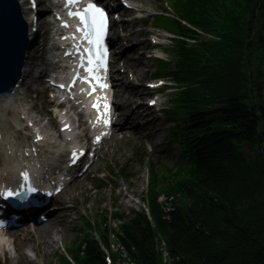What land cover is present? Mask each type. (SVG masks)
I'll return each instance as SVG.
<instances>
[{"label": "trees", "instance_id": "obj_1", "mask_svg": "<svg viewBox=\"0 0 264 264\" xmlns=\"http://www.w3.org/2000/svg\"><path fill=\"white\" fill-rule=\"evenodd\" d=\"M242 1L247 8L240 5ZM180 2L185 3L183 7L178 5L182 18L194 24H207L211 14L221 17L215 8L217 0ZM235 2L241 12L235 8L227 12L231 31L245 16L264 19V4L255 0ZM231 40L234 44L227 45L229 51L214 50L220 59L214 72L224 74L228 83L214 78L211 86H205L212 94L218 83L215 93L223 99L224 108L209 115L216 124L196 127L207 132L195 136L191 168L177 173L181 179L167 189L154 184L147 194L154 230L141 212L118 226V243L136 264H159L157 234L166 244L172 264H264V101L259 98L248 102L243 96L247 84L241 71L242 58L236 55L241 44ZM236 40L240 41V35ZM180 57L182 73L197 63L183 49ZM226 63L228 68L224 70ZM226 125L230 130L220 131ZM160 195L173 199L159 204ZM166 205L172 210H164ZM105 221L100 219L96 226L100 242L108 246L110 232ZM87 227L92 229L89 224ZM71 250L73 256L86 254L79 264H105L100 245L87 233ZM112 259L116 261L115 256Z\"/></svg>", "mask_w": 264, "mask_h": 264}, {"label": "rangeland", "instance_id": "obj_2", "mask_svg": "<svg viewBox=\"0 0 264 264\" xmlns=\"http://www.w3.org/2000/svg\"><path fill=\"white\" fill-rule=\"evenodd\" d=\"M166 135V132L163 134L160 132L159 136L152 141L154 144H157L159 150L156 151L159 153H154L153 155V164L164 163L170 168H174V162L177 160L179 152L173 144L165 146ZM163 136L164 141L162 140ZM133 142V140L124 141L118 149V152L117 150H109L106 155L103 154L97 169L103 170V168L107 167V163L110 164L113 160L118 164H124L129 161L128 158L133 155L135 146H142L140 141H137L135 145ZM145 170H147V168L141 169L135 167L134 171L136 175L132 176L129 181L115 182V192H112L110 187L96 192L84 183L68 191L64 201H66L67 198L71 199L73 202L72 207L68 212H64L58 217L59 221L57 226L51 227V232L52 234L54 233V241L48 246H45L47 243H45L42 238L41 242L35 241L32 242L31 245H28L29 247L33 246L31 247L33 250L37 248L38 254L30 250L29 247L28 249L26 243L22 244V246L25 245L24 247L28 251V256L33 258L34 255L35 257L39 255L43 264H55V253L58 251V253L63 255V249L67 248L74 238L79 235L78 226L81 223L80 217L84 218L88 216L92 218L94 214L98 213V210H108L110 213L115 211H122L124 213H129L131 210L138 211L141 207L140 198L145 191L144 183L141 180L142 173L143 171L145 172ZM114 198L118 199L117 205L115 204V209L114 206H112L114 205ZM46 235L47 239L50 235V231H48ZM36 259L38 258L36 257ZM33 264H36V262L33 261Z\"/></svg>", "mask_w": 264, "mask_h": 264}, {"label": "snow or ice", "instance_id": "obj_3", "mask_svg": "<svg viewBox=\"0 0 264 264\" xmlns=\"http://www.w3.org/2000/svg\"><path fill=\"white\" fill-rule=\"evenodd\" d=\"M80 0H65V7L69 8L68 16L70 18L78 19L79 23L76 31L82 33L81 41L86 42L88 47L81 52L79 44L75 45L76 53L79 56V67L87 73L84 78L85 82L96 81L99 83L101 77L97 75L99 69H105L107 67V49L104 47V37L107 33V14L103 8L98 7L95 3L89 2L82 8L78 7ZM63 27H69L67 23L62 25ZM75 39V36L72 37ZM70 55V53H66ZM101 87H107V85H100ZM63 87V85L61 86ZM94 90V89H93ZM93 107H97L93 105ZM108 106L105 105L107 110ZM107 115V111L105 112ZM107 124L108 121L106 120ZM39 139V137H37ZM99 139V138H97ZM77 153L73 152L72 161L75 162ZM23 177L24 184L20 186L21 191L14 192L12 190L0 191V197L7 200L10 197L21 196L25 191V185H27V192H35L36 189L32 187L28 181L29 176L27 172L20 174Z\"/></svg>", "mask_w": 264, "mask_h": 264}, {"label": "bare ground", "instance_id": "obj_4", "mask_svg": "<svg viewBox=\"0 0 264 264\" xmlns=\"http://www.w3.org/2000/svg\"><path fill=\"white\" fill-rule=\"evenodd\" d=\"M128 37H130V36H128ZM130 39H131V37H130ZM131 49H133V46L131 47ZM134 53H135V50H134ZM141 56H142V55H141ZM142 61H143L142 58H138L137 61L135 62V66L141 64ZM141 67H142V66H138V69L136 68V71H137V72H138V71H141ZM122 87H124V89L127 88L126 86H120V88H122ZM119 94H120L119 97H121V96L123 95L122 90L119 91ZM121 94H122V95H121ZM126 108H127V107L125 106L124 109H126ZM132 115H133V112H127L126 115H125V117H124V115H123V117H122V119H121L120 121H121V122H122V121H126L127 123H129V122H131V120L133 119ZM36 119H37V116H36ZM132 130H133L132 133H133L134 135H136V133H137V125H136L135 123H133ZM158 135H159V134H158ZM53 235H54V233H53V234L51 233L47 239H44V242L47 243L45 246H48L50 243H52V242L54 241V236H53ZM21 257H22V259H23L25 262H28V261H27L26 254H21Z\"/></svg>", "mask_w": 264, "mask_h": 264}]
</instances>
